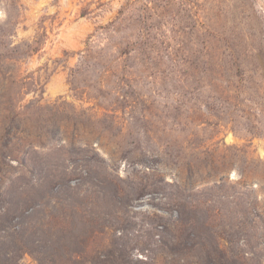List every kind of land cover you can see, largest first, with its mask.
I'll return each instance as SVG.
<instances>
[{"label":"rangeland","instance_id":"obj_1","mask_svg":"<svg viewBox=\"0 0 264 264\" xmlns=\"http://www.w3.org/2000/svg\"><path fill=\"white\" fill-rule=\"evenodd\" d=\"M0 264H264V0H0Z\"/></svg>","mask_w":264,"mask_h":264}]
</instances>
